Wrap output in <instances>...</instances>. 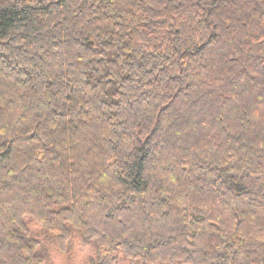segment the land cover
<instances>
[{
	"label": "trees",
	"instance_id": "trees-1",
	"mask_svg": "<svg viewBox=\"0 0 264 264\" xmlns=\"http://www.w3.org/2000/svg\"><path fill=\"white\" fill-rule=\"evenodd\" d=\"M78 241L264 264V0H0V264Z\"/></svg>",
	"mask_w": 264,
	"mask_h": 264
},
{
	"label": "rangeland",
	"instance_id": "rangeland-1",
	"mask_svg": "<svg viewBox=\"0 0 264 264\" xmlns=\"http://www.w3.org/2000/svg\"><path fill=\"white\" fill-rule=\"evenodd\" d=\"M39 229L36 231L38 232ZM35 232V233H36ZM78 247H75L67 254H55L57 264H89L90 263V245L84 244L81 241L77 242Z\"/></svg>",
	"mask_w": 264,
	"mask_h": 264
}]
</instances>
